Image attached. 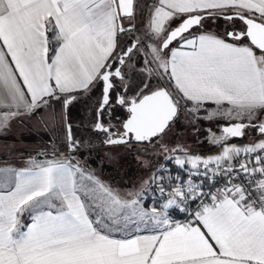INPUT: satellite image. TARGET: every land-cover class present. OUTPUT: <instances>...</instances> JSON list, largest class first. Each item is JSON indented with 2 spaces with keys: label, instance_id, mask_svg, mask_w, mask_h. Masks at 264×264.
<instances>
[{
  "label": "crops",
  "instance_id": "1",
  "mask_svg": "<svg viewBox=\"0 0 264 264\" xmlns=\"http://www.w3.org/2000/svg\"><path fill=\"white\" fill-rule=\"evenodd\" d=\"M145 1L135 0V12ZM169 1L189 14L206 3ZM224 3L264 23V0ZM116 26L110 0H0V113L89 87L114 54ZM48 27L57 43L50 55ZM251 46L211 32L187 34L173 45L163 78L193 103L262 109L264 70ZM85 48L93 49L95 61L82 60ZM86 72L88 80L75 87L70 76ZM227 140L213 145L222 150L210 160L193 152L186 170L199 160L228 164L240 148L229 149ZM25 160L0 163V264H264V207L250 208L237 188L214 186L185 217L167 212L175 203L170 196L162 203L138 196L137 213L119 214L112 212L119 199L113 189L76 173L65 157Z\"/></svg>",
  "mask_w": 264,
  "mask_h": 264
},
{
  "label": "rangeland",
  "instance_id": "2",
  "mask_svg": "<svg viewBox=\"0 0 264 264\" xmlns=\"http://www.w3.org/2000/svg\"><path fill=\"white\" fill-rule=\"evenodd\" d=\"M168 1L165 0L167 7L161 5L159 0H146L144 5L138 3L136 9L142 13L137 14L135 12L129 17L121 18L124 25L134 23V29L119 33L116 26L119 38L112 60L116 58L120 50L123 51V45L131 37L135 38L138 43L129 55L127 63L139 64V67L135 68L133 66V70L135 69L133 74L136 78L153 75L156 79L153 83L155 86L166 85L163 77L168 76L166 68L170 52L173 45L178 41L175 40L162 49L159 44L162 34L172 25L179 24L184 16L189 14L182 9L176 11L174 4ZM224 2H227V0H206L205 5L202 6L205 9H196L200 11L199 13H205L206 15H204L199 25H192L183 35L211 32L227 37L229 30L236 28L242 30L244 23L238 17H227L225 15L235 12L259 17L245 8L227 6L224 5ZM211 3H214V8H210ZM255 4L253 3L252 6H255ZM168 5H171L172 8H168ZM238 39L242 42H248L244 36ZM251 47L259 61V65L264 70V52L256 47ZM92 50L91 48H85V51L81 53L82 60L85 63L96 60L97 56ZM139 54L142 55L141 58H138ZM102 72L98 75L100 81H102L100 78ZM87 74L88 72L81 77L71 75L70 80L75 82V87H81V84L88 80ZM69 86H73V83H70ZM168 87L172 90L170 86ZM58 95L57 92L52 94L54 101L45 102V99L48 98L46 97L27 110L0 113V156H6V158H0V163L7 160L12 165L24 164L27 156L35 155L39 152L37 150L41 148V143L36 136L37 133L47 135V133L53 132L56 127L60 134H65L66 123L68 122L71 131V140L68 141V145L71 148L82 147V149L89 146L92 153L99 154V160L96 165L91 164L90 169L82 168L70 162L72 168L80 175L91 174L93 181L104 182L113 189L119 197L116 204L118 208L112 210L114 213H137L140 206L137 203L138 196L145 198L147 195L153 196L154 193L160 196L163 192L168 193L170 199L178 207H181V180L178 175L174 176L171 173L168 164L164 160L171 159L172 162L178 161L179 164L183 163L184 160L191 163V159H194L193 152H197V158H200V160H210L212 154L217 155L222 150L221 147L212 149L215 143L221 142L220 125L222 124L233 121L246 123L242 132L243 140L232 143L227 140L229 149L240 148L238 149L239 152L241 150H257L264 155V131L255 129L256 124H254L264 115V108L259 109L261 108L259 105L239 106L229 103L217 105L193 102L183 105L182 101L179 100V108L174 119L159 135L146 142L134 141L129 136V139L125 142L109 143L106 140L108 138L94 127L97 119L96 109L102 95V85H96L93 91L87 89L81 95H77L80 99H77V96L74 98L71 96L65 97L63 103L57 100ZM106 117V115H102L103 123L107 121ZM94 130L99 131V133H94ZM224 142L226 141H222L221 144ZM203 149L206 150L198 151ZM22 152L27 154L22 156L20 155ZM88 152L87 155H90V151ZM67 153L64 152V154ZM87 158L88 156L82 159L83 163L88 161ZM250 164L249 162L248 165L250 166ZM79 170L86 173L83 174ZM149 183L150 185L157 183L158 189L153 191V188L148 186ZM193 194L194 190L191 189L189 195ZM163 200L162 198L161 203ZM162 209L159 207L157 213Z\"/></svg>",
  "mask_w": 264,
  "mask_h": 264
},
{
  "label": "water",
  "instance_id": "3",
  "mask_svg": "<svg viewBox=\"0 0 264 264\" xmlns=\"http://www.w3.org/2000/svg\"><path fill=\"white\" fill-rule=\"evenodd\" d=\"M114 9L117 31L125 32L132 29L133 24L124 25L121 22L122 17H126L132 14L133 0H110ZM202 14H190L184 17L180 24L171 29L165 40L162 43V47L168 45V43L174 38L178 37L181 33L185 32L192 25L198 24ZM227 17H238L244 23V29H238L234 33L232 31L227 32V35L232 38L246 37L251 45L264 52V23L251 16L229 13L225 15ZM126 48L122 55L127 54ZM110 64V63H109ZM109 65H107L108 67ZM110 71L108 68L102 72L100 76L102 80V95L100 102L96 109L97 119L95 128L100 122V110L105 106L109 99V89L111 85ZM178 109L176 99L165 88L160 87L150 92L143 94L131 107V112L123 120L124 135H117L111 138L109 143L125 142L126 135L131 132L134 141H149L152 137L159 135L172 121ZM245 122L233 121L220 125L221 131L224 133L223 139L228 137L239 138L242 136ZM102 126V125H101ZM258 126L264 128V121L260 122ZM105 130L108 126L100 127ZM66 138L71 140L70 123H66Z\"/></svg>",
  "mask_w": 264,
  "mask_h": 264
},
{
  "label": "built area",
  "instance_id": "4",
  "mask_svg": "<svg viewBox=\"0 0 264 264\" xmlns=\"http://www.w3.org/2000/svg\"><path fill=\"white\" fill-rule=\"evenodd\" d=\"M263 157V153L257 150H241L240 152L237 150L226 165L199 161L197 167L187 172L181 181L180 208L187 213L197 209L206 202L214 186L225 185L239 189L250 208H262L264 206V165L260 163V159ZM173 163L176 168H185L187 162L184 160L181 164L178 161ZM206 173L212 175L213 185L198 186L202 180L201 176ZM191 189L194 190V194L190 196Z\"/></svg>",
  "mask_w": 264,
  "mask_h": 264
},
{
  "label": "flooded vegetation",
  "instance_id": "5",
  "mask_svg": "<svg viewBox=\"0 0 264 264\" xmlns=\"http://www.w3.org/2000/svg\"><path fill=\"white\" fill-rule=\"evenodd\" d=\"M134 2H135V0H133V5H134ZM134 13H135V10L133 8L132 14H134ZM136 13L138 14L140 12H136ZM192 14H194V13H192ZM197 14H202L198 24H196V25H199L201 20L203 19L204 15H206V14L205 13H197ZM131 15H129V16H131ZM129 16H126V17H129ZM186 16H184V17H186ZM180 22H179V24H180ZM132 24H133L132 29H134L135 25H134V23H132ZM179 24L172 25L171 27H169L167 29V31H165V33L162 34V37L159 41L160 47L162 49H164V47H162V43L165 40L168 32ZM244 27L245 26L243 24L242 30L244 29ZM236 30H238V29L236 28V29L229 30V31H232L234 33ZM185 32H183V33H185ZM183 33H181L178 37L171 40L168 43V45H166V46H169V44L175 40L179 41L183 36H185V34L183 35ZM137 43H138V40L131 37L129 39V41L123 45V47H122L123 51L120 50V52H118L116 58L113 59L110 64L109 63L106 64L105 69H104V70H106L108 68V70L111 72L110 77H109L110 81H111V85H110V89H109V99H108L107 103L105 104V106L100 110V122H101V124H97V127H99V128H96V129H99V131H101L108 138V139H106L107 141H109L111 138H113L117 135H120V136L124 135L123 134L124 130L122 127L123 126V120L131 112L130 110H131V107L134 105V103L143 94L150 92L154 89L160 88V87H165L171 93V95L176 99L177 105H178V101H179L178 97L175 95V93L172 90H170V88L167 85L155 86L153 84L156 81V79L153 77V75H146L145 77L141 76V78H139V77L136 78V76L133 74L134 70H135V69L133 70V68H134L133 66H135V68H136V67H139V64H136V65L134 63L128 64L127 59L129 57V55L131 54V52H133V50L135 49L134 47ZM126 48L128 49L127 54L122 55V53L125 51ZM141 57H142V55L139 54L138 58H141ZM107 65H109V66L107 67ZM101 85H102V81H101ZM102 115L107 116L106 117L107 121H105L104 123L102 120ZM121 115H123V116H121ZM263 121H264V115H262V117L260 118L259 121L254 123V124H256L255 129H257L258 131H264V128H262L261 126H258L259 123L263 122ZM103 126H108V129L105 130L103 128H100ZM119 127H120V129L118 130ZM220 131H221V129H220ZM129 136H131V139H134L133 136L131 135V132H129V134L126 135L127 139H129ZM223 137H224V133L221 131V140L225 141L229 138L235 139V137H228L227 136L225 139H223Z\"/></svg>",
  "mask_w": 264,
  "mask_h": 264
},
{
  "label": "trees",
  "instance_id": "6",
  "mask_svg": "<svg viewBox=\"0 0 264 264\" xmlns=\"http://www.w3.org/2000/svg\"><path fill=\"white\" fill-rule=\"evenodd\" d=\"M53 33H54V29H51L48 27V55H50L52 53V51L54 50L55 46H56V41H53L52 37H53ZM112 60V57H110V59L108 60V63H110V61ZM105 69V67H104ZM166 85L167 86H172V82L170 79H165ZM96 85H101V81L99 79V77L96 79V81H94V83H92L89 87H87L85 90H80L74 93H71L70 95H58L57 100H60L61 102L64 101L65 97L71 96L72 98L76 97L77 95H81L82 92L86 91L87 89L92 90L96 87ZM173 88V86H172ZM175 95L178 97L179 100L182 101L183 105H187L189 104L191 101L188 99L183 98L182 96L179 95V93L176 92V89L172 90ZM77 99H80V97L77 96ZM54 101L52 96H48L47 99H45V102L48 101ZM56 101V100H55ZM63 103V102H62ZM124 115V114H123ZM121 115V116H123ZM94 133H99V131H95ZM36 136L39 139V142L41 143V148L38 153H36L34 155V158H49V157H65L66 159H68L70 162H73L75 164H77L78 166L85 168V169H90V165H96L97 161L99 160V154L98 153H92L90 147L88 146L86 149H82V147H75V148H71L70 145H68V140L66 138V132L65 134H60L59 130L55 127L53 132H49L47 133V135L45 133H37ZM237 140H243V137H239V138H235ZM221 144V142L219 143ZM78 151H77V150ZM206 150V149H205ZM203 150H198L199 152L205 151ZM43 151V153H42ZM90 151V155H87ZM48 152V153H45ZM64 152H68L67 154H64ZM25 154H27L26 152H22V156H25ZM86 156H88L86 163H83L82 159L86 158ZM0 158H6V156L1 155ZM164 162H166L169 166V170L171 171V173H173L174 176L178 175L179 179L182 181L184 179L185 174H187V172H189L190 170L187 169V164L185 165V168H176L174 167V163L171 161V159H165ZM260 163L264 164V157L260 159ZM212 175L206 173L204 175L201 176V183L198 184V186H211L213 185V181L211 180ZM151 188H153V191H156L157 189V183H153L151 186ZM163 196V197H162ZM166 197H168V193H164L162 195H158V194H154L153 196L147 195L145 200L143 201L145 202H151L152 200H155L157 203L158 201L163 199H166ZM167 212L174 216V217H185L187 215H190V213L193 212L190 211L189 213L185 212L182 208L178 207L175 203H172V205L170 207H168Z\"/></svg>",
  "mask_w": 264,
  "mask_h": 264
}]
</instances>
